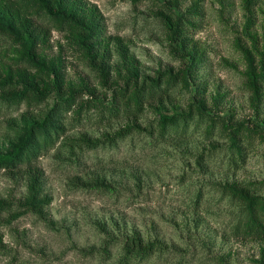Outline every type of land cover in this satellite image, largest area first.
<instances>
[{
    "label": "rangeland",
    "instance_id": "1",
    "mask_svg": "<svg viewBox=\"0 0 264 264\" xmlns=\"http://www.w3.org/2000/svg\"><path fill=\"white\" fill-rule=\"evenodd\" d=\"M72 1L77 21L93 29L92 50L42 14L33 18L41 37L33 64L17 33L0 32V85L10 94L28 80L51 90L37 106L0 105V157L56 102L52 68L79 103L111 101L160 78L178 84L136 116L101 124L70 113L66 134L35 164L0 169V203L9 209L0 216V264H123L131 240L154 246L133 264H264V237L236 234L243 206L222 190L253 185L264 198V0ZM179 19L186 41L175 32ZM190 113L255 132L243 162L234 167L221 125L211 136L193 123L184 139H158L162 116ZM33 186L46 201L37 209Z\"/></svg>",
    "mask_w": 264,
    "mask_h": 264
},
{
    "label": "trees",
    "instance_id": "2",
    "mask_svg": "<svg viewBox=\"0 0 264 264\" xmlns=\"http://www.w3.org/2000/svg\"><path fill=\"white\" fill-rule=\"evenodd\" d=\"M39 8L36 14L34 11ZM43 21L53 23L59 27L60 30L70 33L74 38L75 45L92 50L95 45H89V41L94 37L93 29L82 26L77 21L80 16V6L72 0H60L54 3V0H0V32H14L26 43L28 46V58H25L30 64H33L35 57L34 53L36 42L39 41L40 34L37 32L39 27L35 28L34 17L41 15ZM161 18L167 26L174 28V21L167 12L161 14ZM25 20L24 27L19 28L22 20ZM180 19L177 21L175 28L176 34L182 36ZM22 34L23 37L20 35ZM183 40L185 37L183 35ZM41 65H39V68ZM47 72L46 70L43 73ZM54 75L53 85L58 91L57 100L53 107L47 113L45 118L41 121H35L26 129L21 130V135L17 147L12 152L0 157V169H17L21 166H32L41 154L52 148L57 140L66 134V118L70 113H74L73 121H80L82 118L96 119L97 122L103 124L122 116L139 115L144 112V102L151 101L158 98H163L171 94V91L177 86L178 77H171L167 81L153 80L146 83L143 87L136 91L135 89L129 93L127 91H115L114 97L111 101L89 100L85 103L78 102L77 95L66 96L64 92V78L61 69L52 68ZM131 80V79H130ZM130 83V82H129ZM6 84L0 85V105L8 108L19 107L23 103L30 106H37L48 99L51 90H44L39 88L34 82H28L24 88L15 94H10L8 90L4 89ZM130 86V84H129ZM254 90H258L257 81L252 83ZM63 92V93H62ZM62 93V95H61ZM220 118L206 117L201 115L196 121V116L193 113L188 115H175L173 117H161V131L158 139L162 141L171 138L184 139L187 137L190 126H201L207 124L208 136L214 134L217 126L221 125L222 132L229 136L232 143V157L234 160V167L238 166L239 161L243 162L242 156L245 152L243 150L245 143H250L255 135V132L243 128H230L226 123L221 124ZM130 129L121 131L116 138H124L128 136ZM114 139H111V141ZM158 142V141H157ZM161 142V141H160ZM242 166V165H241ZM253 185L242 186H224L222 188L223 195L230 198L231 201H237L239 205L243 206L240 212V219L235 227L238 236L246 237H264V198L252 194L254 190ZM30 201V206L37 209L40 205L44 206V202L39 198L38 193H33ZM200 200V197L199 199ZM199 203V201H198ZM8 207L0 203V216ZM153 245L144 247L137 243L136 240H131L123 247L122 263L133 264L134 262H142L150 259L152 256ZM108 253L107 250L104 251Z\"/></svg>",
    "mask_w": 264,
    "mask_h": 264
}]
</instances>
